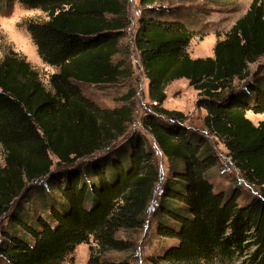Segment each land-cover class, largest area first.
<instances>
[{
	"label": "trees",
	"instance_id": "obj_1",
	"mask_svg": "<svg viewBox=\"0 0 264 264\" xmlns=\"http://www.w3.org/2000/svg\"><path fill=\"white\" fill-rule=\"evenodd\" d=\"M15 2L47 16L26 27L42 61L56 71L48 90L21 56L0 60V217L10 211L0 230V264H62L90 238L96 247L87 264H116L105 253L132 249L116 233L143 226L159 172L145 137L127 135L135 91L108 109L76 83L111 85L132 76L126 57L116 59L130 25L127 0H0V11ZM182 12L143 15L133 33L154 112L141 125L169 172L152 219L156 236L171 242L148 261L264 264V119L254 124L246 116L264 114V72L250 78L248 71L264 55V0H251L216 41L213 56L190 57L186 47L197 29L188 17H177ZM181 78L198 91L205 131L223 144L239 173L224 190L210 181L220 162L207 136L184 127L181 111L162 106L167 85ZM235 79L243 82L238 88ZM240 181L257 192L240 201ZM31 182L33 209L10 210Z\"/></svg>",
	"mask_w": 264,
	"mask_h": 264
},
{
	"label": "rangeland",
	"instance_id": "obj_2",
	"mask_svg": "<svg viewBox=\"0 0 264 264\" xmlns=\"http://www.w3.org/2000/svg\"><path fill=\"white\" fill-rule=\"evenodd\" d=\"M251 0H161L154 2L151 6H146L142 0H127V11L130 25L127 28V34L119 39L122 53L116 57H126V62L131 65L132 76L118 84H89L77 82L81 93L95 102L102 108L112 109L123 104L119 100L120 96L126 93L130 88L135 91L134 94V117L132 123L128 126V134L139 133L147 141V145L154 151L156 166L159 172L158 182L155 184L154 194L149 202L145 212V222L142 227L122 229L116 233V237L132 245V249L126 248L121 251L109 250L105 257L118 264H149L148 258L161 251L171 240L158 238L155 234V224L152 219V211L156 205V199L160 193V188L164 179L169 175L167 160L161 154L152 137L143 129L141 119L148 112H153L147 96L148 82L143 75L138 53L133 44V33L137 27L139 18L143 15H156V11H179L182 8V15L177 16L181 19H188L197 29L196 34L191 37L186 47L190 57L213 56V47L218 39H222L229 30L233 22L243 15L250 5ZM161 5L167 7L162 8ZM150 7V8H147ZM185 16V17H184ZM47 16L39 9L29 8L19 2H15L9 8L0 11V60L5 54L14 53L34 68L48 90H51L49 76L56 71V68L42 61L35 44L27 30L26 23L29 20H46ZM128 48V55L125 54V48ZM249 77L254 74L264 72V55L254 63L249 64ZM243 82L233 80V85L238 88ZM166 97L162 106L167 109L181 111L185 119L181 124L189 129L202 132L212 143L214 149L219 155L220 165L216 170H211V183L215 190H224L233 185V180L239 179V173L234 164L225 154L223 144L216 138L207 134L203 125L205 109L196 105L198 91L195 90L184 78L170 82L165 89ZM246 116L257 124L264 119L263 113H252L248 111ZM163 118V117H161ZM5 152L0 145V167L4 165ZM53 161L52 169L55 170L56 158L50 155ZM62 169V168H61ZM241 182L242 199H247L248 195H253L257 189ZM43 184L44 180L36 182ZM32 186V187H31ZM25 191L20 196L14 198L10 210H15L17 205L21 204L26 210L33 209V182L28 183ZM239 201V202H240ZM10 212V211H9ZM9 212L0 217V230L6 226ZM1 238V234H0ZM96 247L92 238L88 242H82L75 246L62 264H87L89 255Z\"/></svg>",
	"mask_w": 264,
	"mask_h": 264
}]
</instances>
